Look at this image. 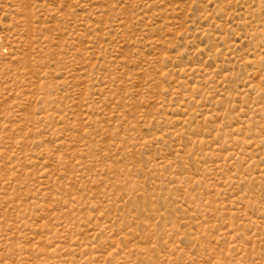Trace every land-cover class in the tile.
<instances>
[{"label": "rangeland", "instance_id": "374dc122", "mask_svg": "<svg viewBox=\"0 0 264 264\" xmlns=\"http://www.w3.org/2000/svg\"><path fill=\"white\" fill-rule=\"evenodd\" d=\"M0 264H264V0H0Z\"/></svg>", "mask_w": 264, "mask_h": 264}]
</instances>
